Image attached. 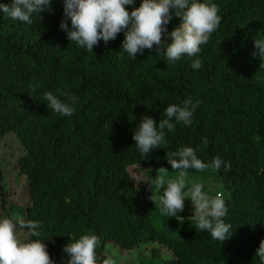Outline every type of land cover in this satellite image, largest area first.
<instances>
[{
	"label": "trees",
	"instance_id": "trees-1",
	"mask_svg": "<svg viewBox=\"0 0 264 264\" xmlns=\"http://www.w3.org/2000/svg\"><path fill=\"white\" fill-rule=\"evenodd\" d=\"M213 2L221 17L217 29L196 56L174 63L163 48L132 60L120 49L122 32L93 52L77 47L58 27L62 0H53L52 10L31 25L0 16V138L12 134L20 143L12 173L15 182H25L27 195L24 205L8 201L0 172V209L6 218L15 210L22 220L38 222L55 264L67 259L68 239L85 233L98 236L96 264H110L113 251L123 264H259L264 67L253 53L254 40L264 37V0ZM178 23L173 16L168 30ZM197 57L201 68L193 70ZM45 91L75 95L74 114L51 112ZM187 97L199 101L191 124H177L161 147L140 155L132 133L141 115L158 122L168 104ZM186 146L203 162L220 157L231 165L189 169L186 176L188 184L201 180L205 192L224 199V220L233 231L224 242L195 228L193 209L165 217L150 199L157 190L148 191L144 181L174 179L166 158ZM131 167L143 169L144 179L135 182Z\"/></svg>",
	"mask_w": 264,
	"mask_h": 264
},
{
	"label": "clouds",
	"instance_id": "clouds-1",
	"mask_svg": "<svg viewBox=\"0 0 264 264\" xmlns=\"http://www.w3.org/2000/svg\"><path fill=\"white\" fill-rule=\"evenodd\" d=\"M53 0H0V16L31 25L33 17L51 11ZM129 11L125 6H133ZM62 19L59 29L66 33L69 42L87 52L102 41L105 45L123 33L120 49L132 60L145 49L161 51L167 62L174 63L183 56L193 57L207 44L221 20L219 9L213 0H62ZM173 16L179 23L168 30L167 25ZM254 56L261 59L264 67V37L254 40ZM191 68H201V60H192ZM61 97H66L61 99ZM78 98L66 93L45 91L43 101L51 112L61 116H71L76 111ZM199 101L191 97L179 104L170 103L164 109L163 119L155 121L149 115H141L132 133L136 150L144 156L165 143L166 131L171 132L177 124L189 126ZM174 157V158H173ZM171 169L176 172L174 179L158 175L146 182L157 190L150 199L160 212L167 217H176L184 208V198L192 204L196 229L206 231L212 240L224 242L233 231L232 225L225 222L228 209L224 199L217 193L210 195L203 191L199 182L186 181L187 170L203 172L208 168L227 171L231 165L220 157L210 162L198 158L193 147H180L166 158ZM186 189V190H185ZM17 227L27 230V235L35 239L21 240ZM35 221L21 218H0V264H55L50 258ZM99 246L96 234L85 233L63 246L67 259L63 264H96L95 249ZM255 257L264 264V239L256 249Z\"/></svg>",
	"mask_w": 264,
	"mask_h": 264
},
{
	"label": "rangeland",
	"instance_id": "rangeland-1",
	"mask_svg": "<svg viewBox=\"0 0 264 264\" xmlns=\"http://www.w3.org/2000/svg\"><path fill=\"white\" fill-rule=\"evenodd\" d=\"M21 153H22V149L20 147V143L18 139L16 138V136L12 134H9V135L7 134L5 137L0 138V172L2 174L3 182H6L8 184V191L6 192V195L8 197L7 199L10 202L24 205L27 199L26 185L23 180L15 182V179L12 173L13 165L11 163V162H14ZM130 174L135 182H137V180L144 179L145 177L143 169L138 168V167H131ZM199 183H201V180H199ZM205 188L206 187H204V189L202 190L204 191ZM148 191L152 192L153 190L149 189ZM155 197L156 195L153 196V198ZM191 209H192V204H191L190 199L184 198V208L182 211L178 213V216H181L182 214L190 211ZM11 216L21 218L20 215H18V212L15 210L12 211ZM0 218H6L5 214H3L1 209H0ZM183 219H187V218L185 217ZM17 235L21 240H24L27 237V232L23 228L17 227ZM109 254H110L109 256L110 264H123L122 259H118V260L117 258L114 259V257L116 256L115 251ZM143 264H150V263L144 261Z\"/></svg>",
	"mask_w": 264,
	"mask_h": 264
}]
</instances>
